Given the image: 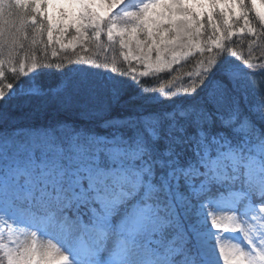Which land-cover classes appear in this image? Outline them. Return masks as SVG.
<instances>
[{
    "label": "trees",
    "instance_id": "16d2710c",
    "mask_svg": "<svg viewBox=\"0 0 264 264\" xmlns=\"http://www.w3.org/2000/svg\"><path fill=\"white\" fill-rule=\"evenodd\" d=\"M208 1V13L194 16L201 48L146 74L107 38L111 21L128 27L136 12L110 15L100 29L87 30L81 45L60 48L31 0H0V90L6 93L0 174L29 163L53 180L85 187L93 167L113 164L97 138H118L124 167L137 182L126 185L129 192L164 213L173 203L180 222L173 216L159 234L170 239L183 229L173 242L188 251V222L201 204L233 190L264 206V195L243 173L223 180L210 175L212 158L245 156L264 139V24L251 0H229L226 11L219 0ZM30 84L35 90L7 92ZM67 195L46 187L36 198L43 207L72 210L70 200H58ZM0 264L7 263L0 258Z\"/></svg>",
    "mask_w": 264,
    "mask_h": 264
},
{
    "label": "rangeland",
    "instance_id": "374dc122",
    "mask_svg": "<svg viewBox=\"0 0 264 264\" xmlns=\"http://www.w3.org/2000/svg\"><path fill=\"white\" fill-rule=\"evenodd\" d=\"M16 1L23 5L30 0ZM31 1L34 13L48 23L49 40L60 48L81 45L87 30L100 29L110 15L136 12L128 27L111 21L107 38L118 41L124 60L146 74L201 48L194 16L210 9L208 0ZM251 1L264 24L262 0ZM218 6L226 11L229 0H219ZM96 32L94 37L100 35ZM33 71L31 66L28 73ZM35 88L7 87V92ZM3 94L0 90V97ZM97 140L105 144L104 153L113 164L93 167L85 187L60 183L29 163L12 165L0 174V258L7 264H264V206L235 191L201 204L188 222L193 247L187 251L173 242L185 235L183 229L170 239L159 234L173 215L180 222L175 205L170 203L164 213L161 205L131 195L126 185L133 182L122 163L126 151L117 145L119 139ZM210 166V175L220 180L243 173L264 195V139L245 156L220 154ZM46 187L57 195L68 192L58 200H70L72 210L38 203V190Z\"/></svg>",
    "mask_w": 264,
    "mask_h": 264
}]
</instances>
